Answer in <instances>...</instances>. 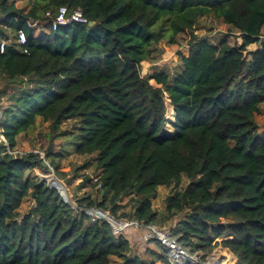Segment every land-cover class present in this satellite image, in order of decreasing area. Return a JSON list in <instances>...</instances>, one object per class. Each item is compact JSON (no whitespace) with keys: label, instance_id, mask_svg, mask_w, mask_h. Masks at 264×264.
<instances>
[{"label":"trees","instance_id":"16d2710c","mask_svg":"<svg viewBox=\"0 0 264 264\" xmlns=\"http://www.w3.org/2000/svg\"><path fill=\"white\" fill-rule=\"evenodd\" d=\"M23 1L28 8L0 0V74L15 89L3 110L0 89V134L8 142L0 141V264H113L114 257L116 264H172L157 240L150 260L133 256L127 236L85 209L155 224L161 217L152 198L183 176L187 185L165 199L162 221L185 213L172 235L203 260L222 247L235 264H264V132L256 120L264 103V0ZM62 6L95 24L54 30L46 13L55 18ZM209 14L241 43L195 34ZM181 33L191 37L180 68L146 73L154 45L175 44ZM38 119L49 123L52 140L73 134L76 154L95 155L97 180L85 176L92 191L70 193L74 204L30 174H63L65 147L44 157L18 152V136ZM67 120L75 121L70 134L61 130ZM49 181L61 187L53 174ZM27 199L34 206L22 216Z\"/></svg>","mask_w":264,"mask_h":264},{"label":"rangeland","instance_id":"374dc122","mask_svg":"<svg viewBox=\"0 0 264 264\" xmlns=\"http://www.w3.org/2000/svg\"><path fill=\"white\" fill-rule=\"evenodd\" d=\"M18 7L28 8L29 2L23 0H14ZM40 29L35 30V34L40 33ZM47 31V30H46ZM195 34L199 37H206L212 43H218L221 38L228 36L231 44L236 42L241 43L237 33H232L230 27L223 23L221 20L217 19L213 14L202 17L196 25ZM230 34H232L230 36ZM190 34L181 33L177 37V42L175 44L169 43L168 40L162 41L161 45H154V60L146 64L145 72L150 73L154 70H165L170 74H174L181 66L180 53L183 55H188L189 53V39ZM260 44H252L249 46V49H256ZM145 73V74H146ZM0 89H5L7 94L3 96V101L1 105V110L7 107L10 103L8 101L9 95L15 90L13 86H7L4 83V77L0 74ZM172 111L170 109L169 115L172 116ZM256 120L260 125V130L264 132V103L260 107V112L256 115ZM75 121L67 120L61 125V130L66 131L67 134L75 131ZM171 128V126H170ZM1 130V128H0ZM53 135H55L49 126V123L42 121L41 119L37 120V123L33 129H30L28 132H24L18 136L17 148L18 152H40L44 157L47 152L58 153L62 148H66V157L60 161V171L63 173L61 175H56L54 168L49 170V172H43L38 169H35L34 172L30 174L38 175L40 178L47 180L49 183V175L53 174V177L60 184H64L68 191V196L70 199V193L75 196H81L84 193L92 191V188L88 187L85 183V176L96 179L97 168L93 158L95 155H78L73 151L75 139L73 134L67 135L66 137L59 136L52 140ZM77 142V141H76ZM58 160V157H56ZM69 184V187L65 183ZM189 179L186 176L182 177L181 183L179 186H160L156 193V196L152 198L153 208L161 217L160 222L155 223L160 228L172 232L176 228L179 220L182 219L185 213H180L175 215L172 219H166L162 221L164 217L167 216L165 199L168 195L175 193L183 189ZM69 188V189H68ZM71 200V199H70ZM72 201V200H71ZM128 198L126 197L123 203L127 202ZM34 206V202L31 199H27L23 202L20 213L23 215L27 214L29 210ZM129 206L125 210H129ZM223 236H218L216 240L221 242ZM133 256H138L142 259H151V256L148 254V249H154L158 251V245L156 241L149 242L145 245L140 244V241L133 240L131 244ZM215 253L216 255H227L229 256V264H235L237 258L228 251V249L217 247L210 255ZM202 254V253H200ZM231 261V262H230ZM119 263V259L114 257L113 264ZM227 263V264H228ZM156 264H163L158 261Z\"/></svg>","mask_w":264,"mask_h":264},{"label":"built area","instance_id":"2783aa9c","mask_svg":"<svg viewBox=\"0 0 264 264\" xmlns=\"http://www.w3.org/2000/svg\"><path fill=\"white\" fill-rule=\"evenodd\" d=\"M46 16L52 18V28L54 30H56L59 26L67 25L73 21L90 23L88 19L83 16L80 10H75V12L69 16L68 9L65 6L59 8L58 14L55 18H53V14L51 12H47ZM30 25L37 26V24L34 23ZM18 38L21 44L26 42V35L23 31L18 32ZM4 44L5 43L3 42L2 46ZM0 141L8 147V142L2 134H0ZM96 180L97 178L94 179V181ZM85 211L91 216L92 221L97 219L106 221L115 236H127L130 238L132 243L133 239L135 241L139 240L140 244L143 245L149 243L151 240L159 241L166 248L172 264H185L187 262L190 264H227L230 259L229 256L225 254L216 255L213 253L212 255L206 256L203 260V256L199 252H191L179 242L177 237L172 235V232H168L156 224H144L143 222L135 219L119 218L107 211L95 207L85 209Z\"/></svg>","mask_w":264,"mask_h":264},{"label":"water","instance_id":"95a60500","mask_svg":"<svg viewBox=\"0 0 264 264\" xmlns=\"http://www.w3.org/2000/svg\"><path fill=\"white\" fill-rule=\"evenodd\" d=\"M94 24H95L94 22H90V23H89L90 26H93ZM48 184H49L50 186H52V187L57 188V189L59 190V192L61 193V195H62V197H63V199H64L65 201L74 204V202L71 201V200L69 199L68 191H67V188H66V186H65L64 184H61V183H60V186H61L62 188L59 187L58 185H55L54 182H50V181H49Z\"/></svg>","mask_w":264,"mask_h":264},{"label":"crops","instance_id":"0c3cea01","mask_svg":"<svg viewBox=\"0 0 264 264\" xmlns=\"http://www.w3.org/2000/svg\"><path fill=\"white\" fill-rule=\"evenodd\" d=\"M136 236V235H135ZM139 236V235H138ZM136 238H137V236H136ZM130 239V238H129ZM134 240V239H133ZM132 243V242H131Z\"/></svg>","mask_w":264,"mask_h":264},{"label":"bare ground","instance_id":"6f19581e","mask_svg":"<svg viewBox=\"0 0 264 264\" xmlns=\"http://www.w3.org/2000/svg\"><path fill=\"white\" fill-rule=\"evenodd\" d=\"M173 110V109H172Z\"/></svg>","mask_w":264,"mask_h":264}]
</instances>
